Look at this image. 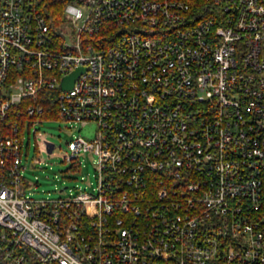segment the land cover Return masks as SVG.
<instances>
[{"label":"built area","instance_id":"built-area-1","mask_svg":"<svg viewBox=\"0 0 264 264\" xmlns=\"http://www.w3.org/2000/svg\"><path fill=\"white\" fill-rule=\"evenodd\" d=\"M53 1L0 0V264H264V0ZM40 89L97 128L95 183L38 200Z\"/></svg>","mask_w":264,"mask_h":264},{"label":"rangeland","instance_id":"rangeland-1","mask_svg":"<svg viewBox=\"0 0 264 264\" xmlns=\"http://www.w3.org/2000/svg\"><path fill=\"white\" fill-rule=\"evenodd\" d=\"M97 125L93 120L78 121L58 117L34 116L23 126L21 164L23 190L34 199L55 198L64 194L60 189L95 183L94 158L91 152L80 154L77 160L66 159L68 140L81 135L93 138ZM46 143L54 149L46 150ZM79 163L77 168L74 164ZM83 177V179L81 178Z\"/></svg>","mask_w":264,"mask_h":264},{"label":"trees","instance_id":"trees-1","mask_svg":"<svg viewBox=\"0 0 264 264\" xmlns=\"http://www.w3.org/2000/svg\"><path fill=\"white\" fill-rule=\"evenodd\" d=\"M63 3H65V0H55L51 4L47 5V12L49 13L48 15L56 14L57 12L61 11ZM56 94L55 90L52 89H40L34 97H25L21 101L20 104H18L19 108H23V105L26 103H32L34 100L41 105L42 110L41 113L36 115L40 117H58V107L57 103L54 99ZM26 118L25 114L22 113L20 116V127L23 128V122L24 119Z\"/></svg>","mask_w":264,"mask_h":264},{"label":"water","instance_id":"water-1","mask_svg":"<svg viewBox=\"0 0 264 264\" xmlns=\"http://www.w3.org/2000/svg\"><path fill=\"white\" fill-rule=\"evenodd\" d=\"M83 70V67H77L74 68L72 71L67 73L65 76H63L62 81H61V89H68L72 86L74 79L76 76ZM53 143H47L46 144V150L48 152L52 151L53 148Z\"/></svg>","mask_w":264,"mask_h":264},{"label":"clouds","instance_id":"clouds-1","mask_svg":"<svg viewBox=\"0 0 264 264\" xmlns=\"http://www.w3.org/2000/svg\"><path fill=\"white\" fill-rule=\"evenodd\" d=\"M80 15H81V14H78V15H77V19H79V16H80Z\"/></svg>","mask_w":264,"mask_h":264}]
</instances>
